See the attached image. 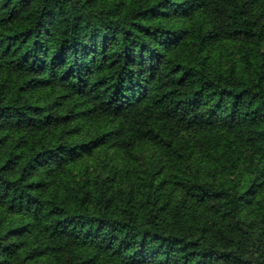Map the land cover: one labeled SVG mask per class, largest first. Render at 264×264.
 <instances>
[{"label": "trees", "instance_id": "16d2710c", "mask_svg": "<svg viewBox=\"0 0 264 264\" xmlns=\"http://www.w3.org/2000/svg\"><path fill=\"white\" fill-rule=\"evenodd\" d=\"M0 264H264V0H0Z\"/></svg>", "mask_w": 264, "mask_h": 264}]
</instances>
